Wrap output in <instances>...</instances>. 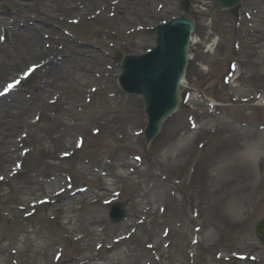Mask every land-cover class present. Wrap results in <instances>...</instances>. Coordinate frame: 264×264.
Masks as SVG:
<instances>
[{"label": "rangeland", "instance_id": "374dc122", "mask_svg": "<svg viewBox=\"0 0 264 264\" xmlns=\"http://www.w3.org/2000/svg\"><path fill=\"white\" fill-rule=\"evenodd\" d=\"M74 1L85 9L72 11L66 0H0V89L42 59L20 41L14 27L23 22L14 14H28L39 48L54 54L53 67L0 101V176L19 170L0 185V264H76L84 256L96 259L90 264H264L256 236L264 222V0H243L214 20L215 0H192L197 41L183 102L150 146L143 101L118 86L121 63L155 46V28L182 15V0H124L111 19L102 11L112 0ZM42 12L57 18L43 20ZM73 18L82 22L70 25ZM25 134L23 148L34 151L23 157ZM82 185L88 189L75 190ZM61 188L63 203L23 217L20 206ZM119 192L128 214L113 225L105 201Z\"/></svg>", "mask_w": 264, "mask_h": 264}, {"label": "water", "instance_id": "95a60500", "mask_svg": "<svg viewBox=\"0 0 264 264\" xmlns=\"http://www.w3.org/2000/svg\"><path fill=\"white\" fill-rule=\"evenodd\" d=\"M218 1L221 3L220 11L236 6L240 0ZM189 4V0L183 2L186 11L184 17L159 30L158 47L152 55L129 58L124 64L125 73L121 78V86L128 93L142 95L145 100L149 120L147 142L160 132L163 121L180 101L179 86L188 62L189 37L194 29V22L191 20L194 15L189 10ZM124 214V208L116 206L111 218L120 221ZM258 234L264 237V226L259 227Z\"/></svg>", "mask_w": 264, "mask_h": 264}, {"label": "bare ground", "instance_id": "6f19581e", "mask_svg": "<svg viewBox=\"0 0 264 264\" xmlns=\"http://www.w3.org/2000/svg\"><path fill=\"white\" fill-rule=\"evenodd\" d=\"M114 1V0H113ZM66 2L68 3H70V5H71V10L72 11H75V12H79V11H81L82 9H81V5L80 4H77L74 0H66ZM122 2H124V0L123 1H121V3ZM118 5V3H116V6ZM104 12H107L108 14H111L112 13V9H108V8H106V9H104ZM42 14L44 15V18H43V20H55L57 17H56V15H53V14H50V13H45V12H42ZM15 15V17L16 18H19V19H21V21L23 22V26H21V29H19L18 30V32H17V34L20 36V41H22V42H24V41H27L28 42V45H29V48H30V51H31V54H32V57H35V56H38V57H42V59H41V61H44L45 63H48V62H50L49 64H52V65H54V55H49V52H48V50H49V48L47 47V49L46 50H44V48H39L40 46H41V41H40V39H37V34H36V32H37V30L39 29V28H37V27H35V26H30L28 23H29V16H28V14H22V13H16V14H14ZM98 16L96 15L95 16V19H98L97 18ZM112 18V16H110V15H108L107 17H106V19H111ZM75 22V21H74ZM80 22V21H79ZM78 22V23H79ZM77 23V24H78ZM26 32H27V34H26ZM29 32V33H28ZM33 32V33H32ZM32 33V34H31ZM108 37L110 38V36L108 35ZM40 45V46H39ZM39 48V53H38V51H37V49ZM45 55V56H44ZM57 65V64H56ZM60 66H61V64H60ZM30 78V77H29ZM185 85V84H184ZM184 151L183 150H181V153H183ZM251 157H253V156H251ZM7 158L9 159V156H7ZM218 181V180H217ZM68 209H69V207H68ZM227 210L228 211H232V208L229 206L228 208H227ZM236 212H239L238 210H236ZM231 217H235V216H231ZM128 235H130V234H128ZM83 239V237H79V236H77L76 237V240L77 241H81ZM94 258V257H93ZM93 258L92 257H90V256H84V257H82L80 260H79V262L78 263H76V264H90L91 262H94L96 259H94L93 260Z\"/></svg>", "mask_w": 264, "mask_h": 264}]
</instances>
